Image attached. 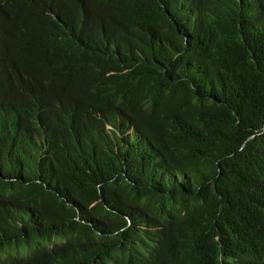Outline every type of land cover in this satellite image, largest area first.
Segmentation results:
<instances>
[{
    "label": "trees",
    "instance_id": "1",
    "mask_svg": "<svg viewBox=\"0 0 264 264\" xmlns=\"http://www.w3.org/2000/svg\"><path fill=\"white\" fill-rule=\"evenodd\" d=\"M0 264H264V0H0Z\"/></svg>",
    "mask_w": 264,
    "mask_h": 264
}]
</instances>
